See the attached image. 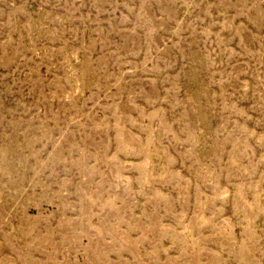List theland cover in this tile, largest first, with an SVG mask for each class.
<instances>
[{"label":"rangeland","instance_id":"1","mask_svg":"<svg viewBox=\"0 0 264 264\" xmlns=\"http://www.w3.org/2000/svg\"><path fill=\"white\" fill-rule=\"evenodd\" d=\"M0 264H264V0H0Z\"/></svg>","mask_w":264,"mask_h":264}]
</instances>
